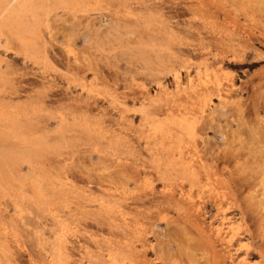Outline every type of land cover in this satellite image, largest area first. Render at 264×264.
<instances>
[{"label":"rangeland","instance_id":"obj_1","mask_svg":"<svg viewBox=\"0 0 264 264\" xmlns=\"http://www.w3.org/2000/svg\"><path fill=\"white\" fill-rule=\"evenodd\" d=\"M72 1L0 0V264H264V0Z\"/></svg>","mask_w":264,"mask_h":264},{"label":"bare ground","instance_id":"obj_2","mask_svg":"<svg viewBox=\"0 0 264 264\" xmlns=\"http://www.w3.org/2000/svg\"><path fill=\"white\" fill-rule=\"evenodd\" d=\"M13 1V0H12ZM60 1H62V3H66V2H68V1H70V0H60ZM82 1L83 0H76L75 2H80V3H82ZM73 1L71 0V3H72ZM1 3V2H0ZM54 4V3H53ZM3 5V4H2ZM62 6V5H61ZM67 6H69V5H67ZM66 6V7H67ZM65 7V6H64ZM2 8V7H1ZM7 8V7H6ZM3 9V8H2ZM1 9V10H2ZM27 10V9H26ZM3 11H4V9H3ZM2 11V12H3ZM5 13V12H4ZM1 15V14H0ZM1 26V25H0ZM1 29V28H0ZM33 36H34V31H33ZM199 71H201V70H199ZM213 73V72H212ZM220 75V74H219ZM219 75H218V78H219ZM221 76V75H220ZM177 77H179L178 76V74H177ZM191 76H189V78H190ZM177 79V78H176ZM224 79V78H223ZM226 79V78H225ZM227 80V79H226ZM187 81H188V78H187ZM192 81V80H191ZM213 82L215 83V84H217L218 86H221V85H223L222 84V81H219V79H215V81L213 80ZM190 83V82H189ZM192 83V82H191ZM187 85H188V83H187ZM209 85V84H208ZM227 86H229L228 84H227ZM227 91V90H226ZM225 91V92H226ZM227 93V92H226ZM225 97H227L226 95H222V94H220L219 93V98H225ZM226 99V98H225ZM181 111H182V109H180ZM179 110V111H180ZM184 115V112L183 113H179L178 114V116L177 115H175V117H176V121L174 120L175 119V117L174 116H171V115H167L166 117H168V118H170V116H171V118L173 119V125L174 126H176V128H179L180 130H182L183 131V133H185L186 135H188L187 133L189 132V130H190V125H189V123H187L186 121L189 119V118H187V116H186V118H187V120H185V118L184 117H182L183 115ZM173 115V114H172ZM179 115L181 116V117H179ZM4 119V118H3ZM145 119H147V117L145 118ZM166 119V118H165ZM65 120V119H64ZM170 121H171V119H170ZM191 121V120H190ZM152 122H154V121H152ZM166 122V121H165ZM171 123V122H170ZM168 124L167 125V122L166 123H156V124H152L153 126H152V129H151V135L150 136H152V137H155L157 134H160V137H159V141H158V143L161 145H163L165 142H168V143H172V144H176L177 146H179L180 148L178 149V150H180V149H183L184 147H182L180 144H182L183 146H184V144L182 143V142H180V140H183V137L184 136H182V139L181 138H179L178 136H176L175 135V133H174V131L176 130H172L171 129V126H172V124ZM2 124H3V122H2ZM1 124V125H2ZM12 124H15V123H12ZM191 124H192V121H191ZM14 131V130H13ZM173 131V132H172ZM191 131H193V130H191ZM2 133V132H1ZM12 133V132H11ZM193 133H194V131H193ZM192 133V134H193ZM8 134H10V133H8ZM7 134V135H8ZM11 135H14V134H11ZM20 135V134H19ZM178 135V134H177ZM4 136H6V135H4ZM3 136V137H4ZM9 136V135H8ZM2 137V136H1ZM14 138H16V137H14ZM24 142V141H23ZM21 143H22V141H21ZM176 145H174V146H176ZM25 146H28V145H25ZM38 146V145H37ZM158 146V145H157ZM173 146V145H172ZM175 148V147H174ZM2 149V148H1ZM10 149H12V148H10ZM170 149V148H169ZM173 149V148H172ZM3 150H4V148H3ZM159 150V149H158ZM168 150V149H167ZM174 150V153H175V149H173ZM9 151V150H8ZM160 151V150H159ZM171 150H169V152L168 153H170V154H172L173 152H170ZM182 153V157L184 158V153H183V151H181ZM15 153V152H14ZM168 153H166V154H168ZM2 154V153H1ZM5 154H7V153H5ZM8 154H10V153H8ZM18 154V153H17ZM161 154H162V150H161ZM166 154L164 155V156H166ZM12 155V154H11ZM178 155H179V153H178ZM1 156V155H0ZM4 156H7V155H4ZM13 156V155H12ZM17 157H18V155H16ZM174 156V155H173ZM172 155H171V158L173 157ZM8 157H10V156H8ZM21 157H22V155H21ZM167 158L168 157H170V155L168 156H166ZM180 157V156H179ZM179 157H176L177 159H179L180 161H182ZM1 158V157H0ZM3 158H6V157H2L1 159H3ZM164 157L162 156V159H163ZM182 158V159H183ZM14 159H17V161H18V158H14ZM20 159V158H19ZM26 159V158H25ZM7 160H9V159H7ZM168 159H166V161H167ZM178 160V161H179ZM187 160V159H186ZM191 160V159H190ZM15 161V160H14ZM13 161V162H14ZM184 162H185V160H183ZM182 161V165H183V162ZM9 162H11V161H9ZM188 162V161H187ZM6 163H8V161L6 162L5 161V164ZM14 163H16V162H14ZM165 163V162H164ZM168 163H171L170 161L168 162L167 161V164ZM176 163V162H175ZM178 163V162H177ZM176 163V164H177ZM180 163V162H179ZM191 163V162H190ZM1 164V163H0ZM10 164H13V163H10ZM10 164H8V165H10ZM161 164V161H159V162H157V165H160ZM187 164V163H186ZM172 165V164H171ZM190 165H194V163L193 164H190ZM190 165H188L187 164V166H190ZM197 165V164H196ZM5 166H7V165H5ZM2 166H0V168H1ZM12 167H13V165H12ZM178 167H179V164H178ZM9 169H12V168H10V166L8 167ZM172 168V167H171ZM174 169H175V167H174ZM184 169H186L185 168V165H184ZM197 169V168H196ZM195 169V170H196ZM3 170H5V169H2V173H3ZM9 171V170H8ZM185 171V170H184ZM11 172V171H10ZM194 173V171L192 170V172H190V170H189V175H192ZM9 175H10V173H8ZM187 174V173H186ZM1 175V174H0ZM5 175H7V173L5 174ZM12 175V174H11ZM185 175V174H184ZM186 176H188V175H186ZM185 176V177H186ZM7 177V176H6ZM12 177V176H11ZM184 177V178H185ZM187 179H188V177H186ZM194 178V177H193ZM190 179V178H189ZM188 179V180H189ZM191 181H193V180H191ZM217 198V197H216ZM213 201H215V198H214V200ZM223 217V216H222ZM226 222V221H225ZM223 224L221 223V222H219L215 227H214V234H215V238L217 239V240H219V241H222L221 243L224 245V248H225V251L228 253V256L231 258V260L232 261H234L235 259H236V264H247V262H246V260H245V258L244 257H239L238 255H235L236 253H235V251L233 252L232 250L233 249H231V246H232V244H233V241L234 240H237V237H236V234L235 233H228L227 231H225V229H224V227L222 226ZM229 230V229H228ZM59 249V248H58ZM62 253V251H59L58 252V254H61ZM120 264V263H119ZM122 264H124L123 262H122Z\"/></svg>","mask_w":264,"mask_h":264}]
</instances>
